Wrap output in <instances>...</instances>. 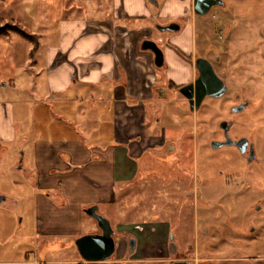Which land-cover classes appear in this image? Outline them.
I'll return each instance as SVG.
<instances>
[{"label": "rangeland", "instance_id": "374dc122", "mask_svg": "<svg viewBox=\"0 0 264 264\" xmlns=\"http://www.w3.org/2000/svg\"><path fill=\"white\" fill-rule=\"evenodd\" d=\"M158 1V5L149 2L156 17L151 21L153 36H164L165 39L170 36L156 31V23L182 20L184 29L176 34L187 44L194 33V0H177L172 5L173 0ZM60 2L65 4L64 9H58ZM98 2L0 0V17L5 21L17 20L29 30L42 33L50 27L58 29L56 18L74 17L72 9L75 4L87 5L88 15L93 14ZM227 2L226 9L216 7L208 15L197 18H211L218 22L225 15L237 28V34L251 44L264 33V0ZM175 37L172 35L170 39ZM23 39L16 33H11L8 38L0 37V100L13 97L14 85L21 87V93L29 92V77L34 75L33 68L41 65V58H37L39 62L33 65L29 56L23 58V54L18 53V42L24 43ZM158 71L160 85H163L166 73ZM235 76L241 77L244 83L241 86L231 84L222 97H207L196 114L191 112L178 92L170 91V100L165 101L161 123L157 126L158 130L167 128L170 145L149 149L141 159H136L139 164L137 180L124 187L118 185L117 203L112 208L99 210L116 230L118 248L121 239L139 234L142 247L154 254V246L161 239L167 242V236L164 233H151L150 236L147 234L149 229L143 232V228L152 226L159 230L170 225V231L185 247L191 245L195 248L193 255L197 264H264V169L247 164L233 147L214 150L209 144L211 138L220 137L219 124L229 116V107L241 100H250L253 109L236 116L232 133L255 135L257 126L260 132L264 130V69ZM17 150L22 148L12 147L1 162L0 197L6 196L7 199L0 202V258H26L30 254L32 258L45 262L42 264H60L55 260L67 257V251L59 242L73 241L49 237L46 240L52 249L48 245L44 250L32 242L35 189L27 183L22 172L10 169L11 164L23 157V150ZM256 169L258 174L253 173ZM16 198L21 200L18 207ZM88 220L93 221L86 218L85 223ZM96 227L97 224H87L85 230H95ZM170 246L173 245L168 244L169 250L172 249ZM73 252L78 253L77 250ZM119 252L117 250L109 260L99 264H157L140 260L144 257L140 251L133 256L127 252L125 259L119 257ZM181 257L187 255L179 252L171 259Z\"/></svg>", "mask_w": 264, "mask_h": 264}, {"label": "crops", "instance_id": "0c3cea01", "mask_svg": "<svg viewBox=\"0 0 264 264\" xmlns=\"http://www.w3.org/2000/svg\"><path fill=\"white\" fill-rule=\"evenodd\" d=\"M149 4L99 0L88 15L87 5L75 4L74 17L55 19L58 29L49 25L42 33L31 30L39 36L37 49L25 39L18 42V53L29 56L33 65L41 58V65L33 68L29 92L21 93L14 85L13 97L0 100V178L2 159L12 147L22 148V159L10 169L22 172L35 189L32 242L44 250L51 248L49 237L73 241H58L67 257L56 263L89 264L76 240L100 229L85 209L112 208L117 186L138 178L136 159L149 149L170 145L167 128L157 129L170 91L160 85L152 54L140 48L156 18ZM64 6L57 5L59 10ZM176 39L171 41L185 49L186 43ZM181 62L170 54L167 79L182 77ZM15 202L18 207L20 198ZM86 218L93 221L85 223ZM87 224L97 227L85 230ZM119 248V257L125 259V240ZM42 263L30 254L0 258V264Z\"/></svg>", "mask_w": 264, "mask_h": 264}, {"label": "flooded vegetation", "instance_id": "af4514ba", "mask_svg": "<svg viewBox=\"0 0 264 264\" xmlns=\"http://www.w3.org/2000/svg\"><path fill=\"white\" fill-rule=\"evenodd\" d=\"M225 2L224 5H215L213 6L206 14L200 15L194 9L195 21L193 25V35L188 39L186 48H182L177 43H173L170 39L172 35H176L183 31V22L182 20H171L166 24L160 25H169L171 23H178L180 25V30L175 31H161L156 23L154 25V29L163 34L168 33L170 36L165 39L164 36H153V30L151 29V33L142 38L140 43V48L142 49V43L145 40H151L157 43V45L163 50L164 53V64L162 66H157L155 63V55L150 50L153 59L154 68L157 70L168 71L171 68L170 64V54H175V56L182 61L180 63L181 69L183 71L182 77L179 79H167L165 81V85L169 91L178 92L182 97V101H186L189 109L193 114L199 113L201 108L203 107V103L207 97H214L207 95L200 108H196V103L193 104L194 108L192 109V105L190 100L186 98L181 92L180 89L189 84H194L196 87L197 81L200 78L202 71L213 70L215 74L225 83L227 88L225 94L229 91L231 84H235L237 86H241L244 82L241 77H237L235 75H241L244 73H249L254 69H264V64L262 60V55H264V33L261 35H257L258 39L251 44L245 42V40L241 37L242 35L237 34V28L228 22V18L222 16L220 20L217 22L214 19H198L197 17H203L208 15L214 8L220 7L226 9L228 7L227 0H223ZM224 29V30H223ZM198 32L200 34L198 35ZM177 40V39H176ZM185 41H183L184 43ZM143 50V49H142ZM261 67H258L260 66ZM206 85H204L205 87ZM210 86V85H208ZM224 94V95H225ZM223 95V96H224ZM222 97V96H221ZM217 98V97H215ZM244 106L242 110H238L240 106ZM250 100L239 101L229 107V116L225 119H222L219 124V134L220 137L211 138L209 141L210 146L214 149H221L223 147H233L235 148L241 157L244 159L247 164L258 167L259 169H264V130L260 132L259 127L257 126V134H244L238 133L233 134L232 129L236 123V116L248 109L252 108ZM253 109V108H252ZM227 122L225 126L230 125L229 129L226 130L225 127H222V123ZM211 132V131H210ZM210 135H212L210 133ZM230 138L234 142H238L240 140H244L241 146L237 144L231 145H223L220 147H214L213 144L216 142L217 144H221L227 141ZM253 173L258 174L257 169L253 170ZM170 225L167 227L163 226L162 229L157 230V228H143V232L145 229H149L147 234L150 236L153 234L159 235L163 234L167 236V242H163L161 239L153 248L155 251L154 254L149 252L147 248H143L141 244V236L139 234L131 237H127L124 240L127 244V252L130 256L136 255L138 251L142 252L143 258L140 260H145L150 263L157 264H176L177 262H187L192 264H197L196 259L194 258L193 253L195 252V248L191 245L185 247V244L180 241L179 238H176L174 233L170 231ZM101 232V230L99 231ZM142 233V232H141ZM161 238V237H160ZM130 239H135L134 250L131 251ZM177 240V241H176ZM171 243L173 246L172 249L169 250L167 247L168 244ZM168 248V249H167ZM143 249V250H142ZM188 252H187V251ZM180 254L187 255V257L175 258L171 259L172 255ZM193 255L190 257L189 255Z\"/></svg>", "mask_w": 264, "mask_h": 264}, {"label": "water", "instance_id": "95a60500", "mask_svg": "<svg viewBox=\"0 0 264 264\" xmlns=\"http://www.w3.org/2000/svg\"><path fill=\"white\" fill-rule=\"evenodd\" d=\"M150 3L158 5V0H149ZM223 0H194V9L200 14H206L215 5H224ZM157 27L161 31H179L180 25L178 23H171L169 25H160ZM143 50H150L155 55V63L157 66L164 64V53L163 50L157 45L156 42L151 40H145L142 43ZM204 85H206L204 87ZM210 85V86H208ZM227 88L225 83L215 74L213 70L202 71L199 80L197 81L196 87L194 84L185 85L180 89V92L190 100L192 109L193 104L196 103V108L199 109L203 103L204 98L207 95L214 97H221L225 94ZM244 106H240L238 110H242ZM227 122L222 123V127L226 130L229 129L230 125L225 126ZM244 140L238 142L232 141L230 138L224 143L213 144L214 147H220L223 145L237 144L241 146ZM4 196L0 197V201L4 200ZM85 212L97 221L98 227L101 232L89 233L82 235L76 240V246L80 255L89 262V264H98L102 261L109 260L117 251L116 235L117 232L114 229L111 221L99 212V206L93 205L85 209ZM136 240L130 239L131 251L134 250V244ZM176 264H192L187 262H177Z\"/></svg>", "mask_w": 264, "mask_h": 264}, {"label": "trees", "instance_id": "16d2710c", "mask_svg": "<svg viewBox=\"0 0 264 264\" xmlns=\"http://www.w3.org/2000/svg\"><path fill=\"white\" fill-rule=\"evenodd\" d=\"M11 33H16L23 37L25 40L31 42L34 45V50L39 46V36L29 30L25 25L17 20L11 19L5 21L0 17V37L8 36Z\"/></svg>", "mask_w": 264, "mask_h": 264}]
</instances>
